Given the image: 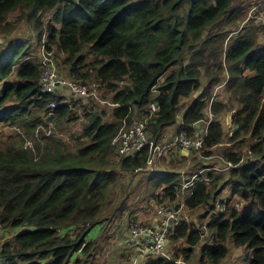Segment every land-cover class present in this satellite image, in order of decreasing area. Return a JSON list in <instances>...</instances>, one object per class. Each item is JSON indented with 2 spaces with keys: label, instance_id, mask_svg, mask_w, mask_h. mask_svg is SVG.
<instances>
[{
  "label": "trees",
  "instance_id": "1",
  "mask_svg": "<svg viewBox=\"0 0 264 264\" xmlns=\"http://www.w3.org/2000/svg\"><path fill=\"white\" fill-rule=\"evenodd\" d=\"M17 10L34 26L37 53L34 44L5 37ZM262 36L264 0H0V126L34 141L14 143L11 132L0 140V257L8 264H70L80 255L92 264L94 231L127 210L130 183L148 172L141 183L148 200L196 218L171 232V257L145 264H224L230 246L251 252L242 264H264ZM43 43L59 75L86 85L89 97L66 87L42 91ZM225 113L236 128L229 144L246 143V159L222 149ZM135 121L145 123L149 143L121 158L113 142ZM40 126L44 142L36 139ZM62 126L80 128L77 154L57 149ZM168 128L174 138L165 142ZM205 130L202 153L174 146L181 134L199 140ZM158 147H165L163 157L150 169ZM214 149L222 154L219 168L205 165ZM183 174L193 187L183 188Z\"/></svg>",
  "mask_w": 264,
  "mask_h": 264
},
{
  "label": "built area",
  "instance_id": "2",
  "mask_svg": "<svg viewBox=\"0 0 264 264\" xmlns=\"http://www.w3.org/2000/svg\"><path fill=\"white\" fill-rule=\"evenodd\" d=\"M257 23L261 22L260 18H256ZM45 43V42H44ZM43 43L42 47V60L46 64L43 71L41 87L44 93H52L58 89L64 87L68 88L74 93L75 97H89L91 95L89 88L80 82L61 77L57 70L56 62L53 58V52L48 51ZM96 86V85H95ZM99 87V85L97 86ZM154 94H157L156 88L153 90ZM56 106L52 104V108ZM152 113L158 111V107L155 104L151 106ZM208 125V123H207ZM207 135V130H205V135L202 139L189 138L186 134H181L174 140V146L183 150H196L201 151L203 149L204 138ZM149 143V138L146 133L145 123L133 122L129 127H127L119 136H117L113 142L114 145L119 147V157L123 158L127 155L139 152L144 149V147ZM155 153L152 154L148 160V167L153 169L156 162L163 157V151L160 147L155 149ZM201 153V152H200ZM232 165L229 164V167ZM226 170V169H224ZM195 180L189 182V184L182 185L185 189L193 187ZM185 199L182 201L181 209L184 208ZM225 209V206L223 207ZM158 214L164 218L166 221L165 226L161 229L155 228L153 225H145L141 223H132L131 234H132V244H137L142 247L150 257L154 258H166L169 257V251L167 244L171 232L179 225V214L173 206L168 204H162L158 208ZM2 231V226L0 224V232ZM0 264H8V262L0 257Z\"/></svg>",
  "mask_w": 264,
  "mask_h": 264
},
{
  "label": "rangeland",
  "instance_id": "3",
  "mask_svg": "<svg viewBox=\"0 0 264 264\" xmlns=\"http://www.w3.org/2000/svg\"><path fill=\"white\" fill-rule=\"evenodd\" d=\"M27 12L25 11H19L17 10L16 12H14L13 14H11L8 17V22L10 23L11 27H12V33L9 36H5L9 39H14V40H18L19 38H21V40H24L25 42H29L32 45L34 44V47L32 48V50H34L36 53L38 52V35L35 33L36 31L34 30V26L32 25L31 21L28 19L27 17ZM52 13H49L47 15H45L42 18V22H44V26H46L51 20L52 18ZM45 36H47V33H44V38ZM2 37H4V35H2ZM43 37H42V42H43ZM261 41L264 42V36L261 37ZM95 98L100 101V94L98 91H96L94 94ZM217 96V98H219L220 101H225L227 98L224 95L223 92L219 93L217 92V94H215ZM189 101H184V105L185 107H187V105L189 104ZM106 104V102H104ZM106 108H109V106H106ZM80 115L83 116V114L80 112ZM222 122L224 124L225 127V132H226V138H225V143H224V147H222V149H227L230 152L233 153H242V156L244 159L248 158L249 155V148L247 146L246 143H244V146H237V144L240 141L234 142V143H230L228 139L233 135V133L235 132V127L233 124V117L230 113H225L222 117ZM84 121V119L82 118V121H79V124H81ZM44 126H40L36 132V139L37 141H43V134L41 133V128H43ZM61 128H63L62 131L58 130L57 131V136L59 138V140H61V145L58 146V150L60 149L63 152H68L70 151L71 153L75 152L77 154V146L79 143L83 142L82 138L79 139V134H78V130H80V128L78 127H74L72 130L70 129L69 126H62ZM48 130H50L48 128ZM11 132V140L12 142L16 143V141L18 142V144H22L23 141H26V146H32L34 143V141L29 140L26 136H22V132L20 130H17L13 127H9L8 125H2L0 126V140H4V137H6V140L10 137L9 135H7L6 133ZM50 132V131H49ZM14 133V134H13ZM50 134V133H48ZM17 137H20L19 139H16ZM61 138V139H60ZM75 139H78V143L76 142ZM4 142L0 141V145H3ZM203 150V149H202ZM200 151L201 153L203 151ZM215 151L213 152L212 157H209L205 162V165L207 166V164H209V166H216V168L220 167L219 162V158L222 157V154L220 152V150L218 149H214ZM191 159V155L188 156ZM219 157V158H218ZM147 173H140L138 174L137 178L130 183V186H132V189L130 190L131 194H129L128 199L126 200V207L128 208L127 212H141V210H144L146 213L148 214H153V209L152 206L157 207V205H154L153 201L150 202H146L144 201L143 196H145V192L141 190L142 184L141 183H145L146 179H147ZM149 175V173H148ZM184 180L182 181V185L185 184H189L187 182H189L191 179V177L189 176H184V174L182 175ZM188 179H190L189 181H187ZM144 180V181H143ZM130 181V179H124L122 180V182H127ZM140 184V185H138ZM184 188V187H183ZM185 189V188H184ZM119 191V190H117ZM160 207V205L158 204V208ZM222 208V207H221ZM192 218H196L195 215L192 214L191 216ZM191 217H183L182 214L179 215V220H184L186 222L191 223ZM138 221V220H137ZM140 223V222H138ZM142 224V223H141ZM3 231V230H2ZM2 231L0 232V234H2ZM1 245H3V242H0V251H1ZM231 248V255L229 257V261L224 263V264H229L234 261L237 260L238 264H242L244 262V260L248 257L249 254H251V252H249L246 249H240V250H235L232 246H230Z\"/></svg>",
  "mask_w": 264,
  "mask_h": 264
},
{
  "label": "crops",
  "instance_id": "4",
  "mask_svg": "<svg viewBox=\"0 0 264 264\" xmlns=\"http://www.w3.org/2000/svg\"><path fill=\"white\" fill-rule=\"evenodd\" d=\"M200 128H202L200 126ZM174 128H168L165 132V136L169 137L165 140L171 141L174 137ZM203 135V130H199L196 137ZM165 149V147H161ZM179 150L177 148H174ZM182 155L186 153L182 152ZM193 180V179H192ZM129 181L126 182L128 184ZM139 185V184H138ZM158 195V194H157ZM144 201L150 202L153 201L154 205L152 206L153 214H148L144 210L141 212H130L128 213L125 209L123 212H118L112 218L110 224L104 225L101 228H98L94 231L93 239L98 241V252L96 260L92 264H145L147 261L154 259L147 254L142 247L137 244H132V234L131 226L134 223V220H138L140 223L145 225H153L157 229L163 228L165 226V219L158 214V203L157 201L151 199L148 200L146 196H143ZM181 198V203L183 201ZM166 203V202H165ZM180 215V214H179ZM184 218L186 216H183ZM180 219V218H179ZM171 257V254H168ZM80 260V263L78 261ZM237 263V260L233 261V264ZM70 264H83L82 257L76 255ZM176 264H187L183 263L180 260ZM192 264H197L193 261ZM231 264V263H229Z\"/></svg>",
  "mask_w": 264,
  "mask_h": 264
},
{
  "label": "water",
  "instance_id": "5",
  "mask_svg": "<svg viewBox=\"0 0 264 264\" xmlns=\"http://www.w3.org/2000/svg\"><path fill=\"white\" fill-rule=\"evenodd\" d=\"M53 118V114H51L50 116H48L47 121H50Z\"/></svg>",
  "mask_w": 264,
  "mask_h": 264
},
{
  "label": "clouds",
  "instance_id": "6",
  "mask_svg": "<svg viewBox=\"0 0 264 264\" xmlns=\"http://www.w3.org/2000/svg\"><path fill=\"white\" fill-rule=\"evenodd\" d=\"M99 84H96V86L94 85V88H97V86H98ZM59 90V89H58Z\"/></svg>",
  "mask_w": 264,
  "mask_h": 264
}]
</instances>
